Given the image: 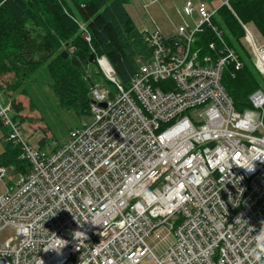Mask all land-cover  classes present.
<instances>
[{
	"label": "built area",
	"instance_id": "obj_1",
	"mask_svg": "<svg viewBox=\"0 0 264 264\" xmlns=\"http://www.w3.org/2000/svg\"><path fill=\"white\" fill-rule=\"evenodd\" d=\"M212 14L201 4L166 38L146 30L153 60L126 86H95L63 144L34 147L13 127L31 166L0 196V264H264V90L238 110L223 85L237 52L195 60ZM0 116L12 124L1 98Z\"/></svg>",
	"mask_w": 264,
	"mask_h": 264
},
{
	"label": "trees",
	"instance_id": "obj_2",
	"mask_svg": "<svg viewBox=\"0 0 264 264\" xmlns=\"http://www.w3.org/2000/svg\"><path fill=\"white\" fill-rule=\"evenodd\" d=\"M45 1L46 0H40L38 2L36 0H0V8L18 23H24L26 20H32L34 25L38 28L36 30L37 36L35 37V40H39L40 45L47 43L49 45V49L54 48L53 51L55 52L62 44L63 39L65 40L66 35L70 33L73 34L74 31L71 32L68 28H66L68 25L63 24L62 17L60 16L58 10H56V6L53 2ZM131 1L132 0H87L85 2H74L76 16L73 14L74 12H72L74 11L73 8H68L69 6H66L68 11H70L69 13L72 14L70 18L76 17L86 23V29L91 35L93 44L99 48L110 61L116 72V77L124 86L129 84L139 66L143 62H150L153 60L154 52V48L149 45L144 37L146 32H141L138 29L133 16H131L127 10L126 5L130 4ZM186 1H190L193 5L203 3L211 9L216 7L214 6L212 0H197V2L195 0H182L181 6L183 11L180 10V12L183 13L184 17L186 14H189L190 17L194 16L196 21L199 18V6L201 4L196 5L193 12L188 13L186 11ZM228 2L232 9L227 4H223L220 6L219 10L224 8L231 10L234 15H232V18L235 21L234 24L236 25H238L236 20L239 21V19L245 24L252 22L258 27L264 36V0H228ZM41 10H44L49 17L48 22H46L43 27L40 26V21L38 20L41 19L39 16ZM185 19L191 24L195 22L194 19L188 20L186 17ZM222 19L226 23L227 21H230L229 16H224ZM76 23V20H73L72 25L75 27L77 26ZM234 29H236V26L230 27L228 25V31L231 36L234 33ZM216 33L217 30H212L208 26L205 27L203 31L198 34L199 43L203 44V41L209 35L212 37L216 35V37H214L215 39H213H217L216 41H213L215 44V50L213 52L217 56L224 55L229 47L233 50L237 49L231 42H226L225 40L223 41L224 37L222 38L220 34ZM164 37L166 38L167 35H164ZM172 39L177 40L178 38L173 37ZM169 42L170 41L165 42L166 46H168L167 44ZM75 43L76 42H73V45H71L67 50L69 52L68 57L71 56V58H64L61 53V56H58L52 63L49 64L48 70L54 80L52 88L58 97L60 105L66 108H74L76 113L80 117L84 118V116H88L90 113L89 107L93 88L99 85L101 90H114L116 85L102 75V80L92 85L90 89V86L84 81L82 74L87 70V63L91 60V52H93V50L89 47L86 49L88 52L86 53L85 49H80L75 45ZM206 46L207 45L203 44V47L206 48ZM205 48L204 52H208V48ZM71 49H75V51L71 52ZM36 53L38 52L36 51L35 54ZM31 58V49L28 54H24V60H21V58L17 56V51L14 53L11 52L8 54V65H6L5 62L0 61V72L5 66H8L11 70L15 71L16 74L22 70H25L26 72L35 65L41 64L46 60L45 58L40 57L38 60L33 61ZM17 60L19 62H17ZM32 61L35 62L34 66L32 65ZM57 62H61L63 64L58 68H55L54 66ZM18 63H20L22 67ZM242 64V68L240 70H236L235 66L230 63L223 71V85L228 93L233 97L238 109H243L248 106L249 95L261 87L262 80H259L253 72V70L258 72L255 69L254 63L249 65L244 61ZM22 75L24 79L29 76V74L24 73ZM107 85L113 86V89H111V87H106ZM6 86L10 90H15L18 87L15 82L13 84L9 83ZM0 98L1 100L3 99L1 90ZM13 103L16 109H22L21 104H17L14 101ZM0 118H2V116H0ZM0 123L2 128L5 130L3 138H6L8 125L5 124L3 118L2 121L0 119ZM45 142H47V140L43 139L40 141V144L45 146ZM6 143L10 145H8L4 153L0 155L1 164H17L15 159H10V154L19 159V146H13L9 142ZM29 143L33 145L30 141ZM33 146L35 147L36 145ZM19 160V164L23 162ZM28 165L30 166V164ZM29 166L27 168H29Z\"/></svg>",
	"mask_w": 264,
	"mask_h": 264
},
{
	"label": "rangeland",
	"instance_id": "obj_3",
	"mask_svg": "<svg viewBox=\"0 0 264 264\" xmlns=\"http://www.w3.org/2000/svg\"><path fill=\"white\" fill-rule=\"evenodd\" d=\"M37 2L40 0H36ZM51 1L56 6V10H58L60 16L62 17L63 24L68 25V28L71 32L74 31L73 34H68L63 39L60 47L54 52V48L49 49V45L44 43L43 45L39 44V40H35L37 36V27L34 25L32 20H26L24 23H18L11 16H8L1 8H0V61L5 62L8 65V54L11 52L17 51V56L24 60V54H28L29 50L32 51L31 60L36 61L40 57L45 58L46 60L34 66L35 62L32 61V65L34 66L29 71L22 70L16 74L15 71L11 70L8 66L2 68L0 72V89L2 91L3 103L4 105L10 104V114L12 117V124L7 126V137L3 138L5 134V130L2 128L0 123V155L4 153L6 147H8V143H11V134L13 127L19 128L21 131L25 133V135L29 138V141L36 146H39L44 149H51L56 145L63 144L67 138L69 137L70 130L72 128L80 126L83 122L89 120V116L80 117L74 108H66L60 105L57 95L54 93L52 84L54 83L53 78L51 77L48 67L49 64L55 60L58 56H61V53L66 52L68 48L73 45V42H76L75 45L80 49H87L89 47L92 48L93 52H91L90 61L87 63V70L82 74L84 77V81L91 86L101 81V77H105L103 71L105 72V67L102 65V56L104 54L102 51L97 48L90 39L89 33L86 29V23L76 17H71L68 11V8H73L76 16V8L74 6L77 2H85L87 0H46L45 2ZM197 2V0H195ZM211 1V0H210ZM227 0H212L214 6L220 7L225 4ZM75 2V3H74ZM182 0H132L130 4H127V10L130 15L133 16L138 29L142 31L150 30L153 31L155 28H160L165 35L170 32H174L179 26L185 25L188 23L189 25H195L196 20L194 16H189V14H184L188 20H193L194 23H189L183 13L180 12L182 9ZM1 6V4H0ZM66 6H69L68 8ZM232 11L224 8L219 10L217 15L214 18V24L222 30V38L223 41L231 42L237 49L235 51L238 52L247 64L251 65L254 60L253 53L250 51L251 47L247 43V30L252 33L255 41L260 44L264 43V36L260 32L257 26H255L252 22L247 24L244 23L246 28L243 26V22L236 20L237 24H234L235 21L232 18ZM39 16L41 19L40 26L43 27L46 22H48V15L41 10ZM224 16H229V20L227 23L223 21L222 18ZM234 16V15H233ZM222 19V20H221ZM76 20V25L73 26L72 22ZM242 21V20H241ZM241 23V24H240ZM228 25L230 27L236 26L234 29V33L231 36L228 31ZM247 29V30H246ZM224 34V35H223ZM216 37V35H214ZM211 35H209L204 41L203 44L207 45L205 49L208 48V52L202 51L198 56L195 57V60H199L204 63L205 56L210 55L212 61H216L218 56L213 52L210 42L216 41ZM87 41V42H85ZM200 44V46H203ZM212 50V51H211ZM228 50H233L232 48H228ZM38 52L35 54V52ZM86 53L87 50H86ZM68 57L67 59H70ZM243 61V63H244ZM17 62H19L17 60ZM21 67L22 65L18 63ZM63 63L57 62L55 64V68H58ZM101 74H100V71ZM254 74L261 79V74L259 72H255ZM29 74L26 79L23 78L22 74ZM116 75V72L114 71ZM109 75H113L109 73ZM106 78V77H105ZM15 82L18 85L17 89H8L6 85L9 83L13 84ZM106 87L113 86L107 85ZM89 89V90H90ZM13 101L17 104H21L22 109L18 110L13 105ZM189 114L193 113L192 111L188 112ZM2 121V118H0ZM47 140L45 142V146L40 144L41 140ZM19 146V144H17ZM14 146V145H13ZM20 153L22 151L21 147ZM10 159H15L17 164H1L0 167H8L6 170L5 177L0 180V196H3L8 187L14 185L16 183L17 174L14 172L24 171L29 165V161L27 159H20V164L18 163L17 157L10 154ZM12 160V161H13ZM19 160V161H20ZM11 161V162H12ZM9 162V163H11ZM27 165V166H26ZM8 232H4L0 235V239L6 238ZM156 241H150L151 246H155ZM140 264H153V262L145 257L142 259Z\"/></svg>",
	"mask_w": 264,
	"mask_h": 264
},
{
	"label": "clouds",
	"instance_id": "obj_4",
	"mask_svg": "<svg viewBox=\"0 0 264 264\" xmlns=\"http://www.w3.org/2000/svg\"><path fill=\"white\" fill-rule=\"evenodd\" d=\"M186 2H190V1H186ZM199 4H203V3H198V4H196V5H199ZM225 4H227L231 9H232V7L230 6V4H229V2H228V0L225 2ZM196 5H194V6H196ZM208 7V9H209V11L210 12H213V14H212V18H211V20H210V22L209 23H205V24H203V26H202V30L201 31H203V29L205 28V27H210L212 30H217V33L218 34H220L221 36H222V30H220L219 29V27L217 26V25H215L214 24V18H215V16L217 15V13L219 12V8L220 7H215V8H213V9H211L209 6H207ZM235 15H236V13H235ZM199 16V15H198ZM237 16V15H236ZM237 18L239 19V17L237 16ZM199 20H200V16H199V18H198V20H197V22H196V24L199 22ZM239 21L240 22H242L240 19H239ZM243 26L246 28V26L244 25V23H243ZM247 30V29H246ZM88 31V30H87ZM163 32V31H162ZM89 33V32H88ZM173 32H170L169 34H167V36H169V35H171ZM216 33V34H217ZM164 34V33H163ZM165 35V34H164ZM89 36L91 37V35H90V33H89ZM197 39H198V42H197V47H199L201 50V52L202 51H204V48H203V46H200V43H199V38H198V35H197ZM246 39H247V43H248V45H250V47H251V52L253 53V56H254V60H253V63H254V65H255V49H254V45L255 46H257V47H259V46H261V45H263L264 43L262 42V43H260V44H258L256 41H255V39H254V37H253V35H252V33H250V31H248L247 30V36H246ZM213 42V41H212ZM211 43V42H210ZM194 49V48H193ZM194 50H196V49H194ZM238 54V58H239V60L241 61V63L243 62L242 61V58H241V56L239 55V53H237ZM102 60H105V62H106V65L104 66L105 67V69H107L109 72H106V70H105V72L103 71V74H105V77L107 78V80H109L110 82H113V83H115L114 81H113V79H111L108 75H109V73H111V74H113L112 76H113V78L115 79V80H117V81H120L117 77H116V75L114 74V68L112 67V65H111V63H110V61L107 59V57L104 55V56H102ZM101 60V61H102ZM234 65V64H233ZM235 66V65H234ZM236 69V68H235ZM255 69H256V67H255ZM237 70V69H236ZM240 70V69H239ZM257 70V69H256ZM261 87L260 88H258V89H263L264 90V85H263V78H262V75H261ZM121 82V81H120ZM130 83V82H129ZM97 87L99 88V85H97ZM226 89V88H225ZM257 89V90H258ZM1 90V89H0ZM227 91V90H226ZM256 91V90H255ZM254 91V92H255ZM227 93H228V91H227ZM229 94V93H228ZM252 94V93H251ZM250 94V95H251ZM230 95V94H229ZM249 95V96H250ZM231 96V95H230ZM232 97V96H231ZM233 98V97H232ZM234 100V99H233ZM2 101H3V99H2ZM248 103H249V101H248ZM236 105V104H235ZM250 106V104H248V106L247 107H244V108H248ZM243 108V109H244ZM236 109H238L237 107H236ZM238 110H242V109H238ZM190 112V111H189ZM190 115V114H189ZM89 117H90V113H89V115H88ZM76 128V127H75ZM72 129H74V128H72ZM21 131V130H20ZM21 133H22V135H24L25 136V138L27 139V141L29 142V138L25 135V133L23 132V131H21ZM11 141V144L12 145H17L16 143H14L13 142V139H11L10 140ZM57 146V145H56ZM39 147V146H38ZM21 154V153H20ZM19 158H20V155H19ZM21 159V158H20ZM29 164H30V162H29ZM31 166V165H30ZM30 166H29V168H27V169H24V171H18V170H16V171H14L16 174H17V176L19 175V174H24V173H27L29 170H30ZM4 168H6V170H7V168L8 167H4ZM6 174V173H5ZM5 177V176H4ZM3 177V178H4ZM3 178H0V180H2ZM15 179H16V177H14ZM257 259H259V256H257Z\"/></svg>",
	"mask_w": 264,
	"mask_h": 264
},
{
	"label": "water",
	"instance_id": "obj_5",
	"mask_svg": "<svg viewBox=\"0 0 264 264\" xmlns=\"http://www.w3.org/2000/svg\"><path fill=\"white\" fill-rule=\"evenodd\" d=\"M73 51H75V49H71V52H73ZM68 55H69V52L68 51L62 53V56L64 58L68 57ZM91 58L93 59V56H91Z\"/></svg>",
	"mask_w": 264,
	"mask_h": 264
},
{
	"label": "bare ground",
	"instance_id": "obj_6",
	"mask_svg": "<svg viewBox=\"0 0 264 264\" xmlns=\"http://www.w3.org/2000/svg\"><path fill=\"white\" fill-rule=\"evenodd\" d=\"M234 48H235V47H234ZM101 62H102V65H103V66H105V65H106V62H105V60H102Z\"/></svg>",
	"mask_w": 264,
	"mask_h": 264
}]
</instances>
